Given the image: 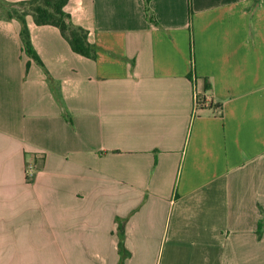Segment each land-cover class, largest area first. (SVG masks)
I'll return each mask as SVG.
<instances>
[{
    "label": "crops",
    "instance_id": "crops-1",
    "mask_svg": "<svg viewBox=\"0 0 264 264\" xmlns=\"http://www.w3.org/2000/svg\"><path fill=\"white\" fill-rule=\"evenodd\" d=\"M67 4H0V264H264V0Z\"/></svg>",
    "mask_w": 264,
    "mask_h": 264
},
{
    "label": "trees",
    "instance_id": "trees-1",
    "mask_svg": "<svg viewBox=\"0 0 264 264\" xmlns=\"http://www.w3.org/2000/svg\"><path fill=\"white\" fill-rule=\"evenodd\" d=\"M145 1L147 12L148 14H150V0ZM67 3L68 0H25L21 1L19 4L22 6H26L27 8L22 10H8L7 13L9 17L15 16L23 23L21 37L23 40L25 51L28 55L35 58L37 61H40V58L38 57L32 45L30 30L28 26L29 23H27L26 19V16L29 14L33 16L35 22L39 25L50 24L57 27L59 26L63 35L69 41L72 49L75 52H78L87 57L96 56L97 48L95 44L90 43L88 30L71 22V15L66 10V6L68 5ZM206 103V97H201L200 107H206ZM261 233L262 232L259 231V234ZM119 247L121 252H127L123 240L120 241Z\"/></svg>",
    "mask_w": 264,
    "mask_h": 264
},
{
    "label": "built area",
    "instance_id": "built-area-1",
    "mask_svg": "<svg viewBox=\"0 0 264 264\" xmlns=\"http://www.w3.org/2000/svg\"><path fill=\"white\" fill-rule=\"evenodd\" d=\"M200 99H201L200 95L198 93L195 94V98H194L195 109L200 108ZM206 105H209V101L208 100H207ZM35 172H36V167H35L34 163L27 164V167H26L27 177L32 179L34 177V175H35Z\"/></svg>",
    "mask_w": 264,
    "mask_h": 264
},
{
    "label": "rangeland",
    "instance_id": "rangeland-1",
    "mask_svg": "<svg viewBox=\"0 0 264 264\" xmlns=\"http://www.w3.org/2000/svg\"><path fill=\"white\" fill-rule=\"evenodd\" d=\"M0 4L1 5H3L4 6V9H6V8H10L11 7V9H18V10H20V8H12L13 7V5L11 4V3H9V2H7V1H5V0H0ZM2 6H0V8H1ZM6 12V11H5ZM4 11L2 12V13H5ZM0 13H1V10H0Z\"/></svg>",
    "mask_w": 264,
    "mask_h": 264
}]
</instances>
